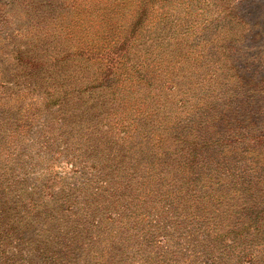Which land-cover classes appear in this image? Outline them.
Here are the masks:
<instances>
[{
  "label": "rangeland",
  "instance_id": "1",
  "mask_svg": "<svg viewBox=\"0 0 264 264\" xmlns=\"http://www.w3.org/2000/svg\"><path fill=\"white\" fill-rule=\"evenodd\" d=\"M145 2L134 46L156 84L131 111L83 88L102 66L87 52ZM182 177L194 208L168 195ZM0 264H264V0H0Z\"/></svg>",
  "mask_w": 264,
  "mask_h": 264
},
{
  "label": "trees",
  "instance_id": "2",
  "mask_svg": "<svg viewBox=\"0 0 264 264\" xmlns=\"http://www.w3.org/2000/svg\"><path fill=\"white\" fill-rule=\"evenodd\" d=\"M145 1V0H144ZM152 5H146V2L142 5H134L135 10V17L127 21L126 24L122 25L121 22L124 19V16H127L129 14V10L122 7L120 10L118 9L115 12V15L118 14L117 17L108 19L106 27H103L100 29V36L101 39H99L94 44L90 43L89 51L87 52L91 59L94 57H97L98 60H100V63H102V66L97 67V69L101 72L97 77L94 78L93 84L90 85L88 83L87 86H84L86 90H90L91 88L99 89L101 90H109L110 94L109 96L111 99L119 101V103H123V100L126 101L128 105V109L132 111V107H138V103H133L137 97H143L147 96L151 90H155L154 88H149L148 93L145 94V88L151 87L156 84V76H151L155 74V67L154 64L148 63L149 60L147 56L146 50H144V43L138 44V49H136V46H134L135 43L142 41V37H140L141 31L143 30L144 26L149 27L151 20H152ZM140 10V11H138ZM156 12V11H155ZM106 23V22H105ZM147 23V25H144ZM103 25V23L101 24ZM145 28V27H144ZM154 50V49H151ZM82 52V51H81ZM86 52V51H85ZM142 57V58H140ZM136 58V59H135ZM140 58V59H139ZM124 59V61H123ZM135 59V60H134ZM158 64H160V61H158ZM158 66V65H156ZM98 74V73H97ZM117 74V76H116ZM123 76L124 79L127 78L129 82H131L132 89H126L125 87H120L118 84V77ZM154 78V79H153ZM153 79V80H152ZM152 80V81H151ZM137 82L139 84H137ZM143 82V86H141V83ZM121 83H127V81H121ZM116 96H113L111 94L116 93ZM114 107L118 108V105H115ZM148 114V113H147ZM136 116L145 115V114H137L135 111ZM114 117L117 118V122L120 123L121 120L124 118V115H114ZM146 129L147 133L150 135L151 139L153 136H156L161 141L162 138H165V135L167 134L164 127H160L159 123H146ZM133 129V134L130 135L131 139L137 137L139 135L138 129ZM129 137V138H130ZM191 144V142H188ZM188 144V145H189ZM163 166L156 172H154V176L152 180H155L159 183L160 187L167 185L169 174H165V170L168 166L165 162L162 164ZM151 168H155L151 164ZM128 172L130 175H138L139 171H137V168L134 166H130L128 168ZM147 170V169H146ZM149 170V169H148ZM173 170V168H172ZM171 171V170H169ZM178 186L176 189H173L169 191L168 195H172L171 200L176 199L177 202V209H179L180 206L182 207H188L200 204L199 201H197V195H191L189 196L187 194V191L189 190L190 185L186 186L184 190H182V187L179 186L181 183L184 182L183 177L179 180L178 178ZM193 182L196 185H200L206 188H209L210 185H212L213 181L211 179H206L205 183H200L196 177L193 179ZM200 183V184H199ZM137 192L141 191V186L135 187ZM184 193V194H183ZM209 196H219L216 193V191L212 193H208ZM218 199V198H216ZM205 201V200H203ZM197 207V206H195ZM212 208V207H210ZM209 209V208H208ZM202 211L204 212V209L200 208L197 209L196 213L192 209L191 215L189 214H171L168 215L169 219H208L207 216H204L202 214ZM167 212H174L173 209H167ZM207 212V211H206ZM143 218H147L145 214H143ZM140 218V215L137 216ZM160 216L154 215L153 219H158ZM107 218L113 219L114 217L112 214H109ZM148 219V218H147ZM163 219V218H161ZM180 223V222H179ZM195 229H188V232L190 235L194 237L195 230L199 232L200 227H193ZM214 228L213 226L209 225L206 227V231L208 232L207 235L210 234V229ZM130 228L129 230H131ZM215 229V228H214ZM191 230H193L191 232ZM134 232V231H133ZM201 232H203L201 230ZM182 233H180V238H182ZM167 242V239L165 238L164 242L162 243V247H169V244L165 245ZM165 245V246H164Z\"/></svg>",
  "mask_w": 264,
  "mask_h": 264
}]
</instances>
